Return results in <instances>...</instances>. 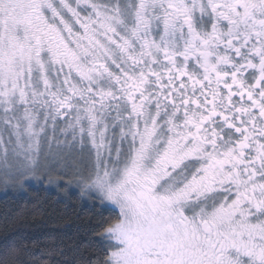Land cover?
I'll return each instance as SVG.
<instances>
[{
  "label": "snow or ice",
  "instance_id": "snow-or-ice-1",
  "mask_svg": "<svg viewBox=\"0 0 264 264\" xmlns=\"http://www.w3.org/2000/svg\"><path fill=\"white\" fill-rule=\"evenodd\" d=\"M0 110L30 164L49 121L91 144L102 264H264V0H0Z\"/></svg>",
  "mask_w": 264,
  "mask_h": 264
},
{
  "label": "trees",
  "instance_id": "trees-1",
  "mask_svg": "<svg viewBox=\"0 0 264 264\" xmlns=\"http://www.w3.org/2000/svg\"><path fill=\"white\" fill-rule=\"evenodd\" d=\"M47 186L0 189V261L102 264L113 244L105 229L119 212L79 191Z\"/></svg>",
  "mask_w": 264,
  "mask_h": 264
},
{
  "label": "rangeland",
  "instance_id": "rangeland-1",
  "mask_svg": "<svg viewBox=\"0 0 264 264\" xmlns=\"http://www.w3.org/2000/svg\"><path fill=\"white\" fill-rule=\"evenodd\" d=\"M3 116L0 110V117ZM5 126L0 122V138L5 142L9 148V163L18 166V163L26 165V172H35V176L26 175L19 181L8 178L6 182L5 171L3 166V147L0 145V189L5 191L15 188H24L28 184L37 185L46 183V185L59 189H69L79 191L82 196L87 198H96L104 205L118 210L115 205L109 201H102L100 196L95 192H89L82 189L79 182L80 175H87L88 171L95 164V151L92 149L90 143H67V141H60L61 135L67 136L70 132H62L49 128L48 124L44 133H41L39 149L34 153V163L24 160L23 156H15L11 148L13 144H7L10 139L9 131L4 130ZM61 133V135H60ZM71 135H69V138ZM11 139L15 141V137ZM13 176L19 175L14 169ZM47 186V187H49ZM21 189H19L20 191ZM111 241V240H110ZM114 243V241H111Z\"/></svg>",
  "mask_w": 264,
  "mask_h": 264
},
{
  "label": "flooded vegetation",
  "instance_id": "flooded-vegetation-1",
  "mask_svg": "<svg viewBox=\"0 0 264 264\" xmlns=\"http://www.w3.org/2000/svg\"><path fill=\"white\" fill-rule=\"evenodd\" d=\"M66 119L67 118H61V119H58L55 123V125H53L52 121H49L48 122V127L49 128H54L55 130H60L62 132H70L69 135H71V137L69 138V135L67 136H62L61 133V139L60 141H67V143H81V140H80V137H79V134L77 133V135L75 136V138H73V133H72V130L67 128V124H66ZM59 131V132H60ZM83 143H89L87 138H85L84 142ZM118 143V141H117ZM125 147H127V145L125 144L124 145ZM114 158V157H113Z\"/></svg>",
  "mask_w": 264,
  "mask_h": 264
}]
</instances>
